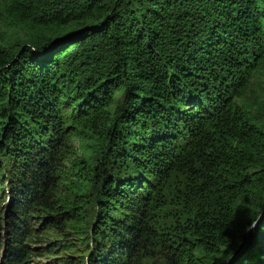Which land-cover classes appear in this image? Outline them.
Returning <instances> with one entry per match:
<instances>
[{
  "label": "trees",
  "instance_id": "1",
  "mask_svg": "<svg viewBox=\"0 0 264 264\" xmlns=\"http://www.w3.org/2000/svg\"><path fill=\"white\" fill-rule=\"evenodd\" d=\"M262 84L264 0H0L3 264L41 258L29 216L90 264H220L264 202Z\"/></svg>",
  "mask_w": 264,
  "mask_h": 264
},
{
  "label": "rangeland",
  "instance_id": "2",
  "mask_svg": "<svg viewBox=\"0 0 264 264\" xmlns=\"http://www.w3.org/2000/svg\"><path fill=\"white\" fill-rule=\"evenodd\" d=\"M264 85V84H262ZM261 93V92H260ZM118 97V94L117 96ZM258 100H261V96H257L256 97ZM6 177H2L0 179V190L3 189L5 194H6V190L5 188H15V194H19V192H17V188L16 186H13L15 181L13 179H10L8 180ZM6 198H7V194H6V197L5 195H1L0 194V204L2 202V205H4L6 201ZM4 210V208H2ZM91 208L88 207L86 211H88V218L90 220H93L94 216L92 214V211L90 210ZM8 212H12L10 210V208L8 207ZM1 215V214H0ZM11 219V218H10ZM29 223H26L27 225V230H30L31 227H33V229L31 230V232H33L34 234H36L38 237L35 240L29 242V238L25 239L26 242H25V246H29V245H34V247H30L31 250L34 252V254H40L42 255L41 258H36L34 260H30V264H77L78 260L76 257L77 255H79V253H82L81 256L82 257H85V259L88 260V264H90V262L92 261V257L88 259V256L91 252H89L88 249H86V247L83 248V245L85 246V242H82V240H80V238L78 237H73V236H70L69 238L72 240V243H73V247L76 246V248L74 249V251H72V254L71 255H75V256H70L69 255V252H67V250L64 248V247H57L55 245V243H50L49 240H52V235L54 234V232L50 231L47 229V225H50V224H47V223H43L42 225L41 224H36L33 220H34V217L33 216H29ZM0 223H2V219L0 217ZM4 223H6V229L5 231L8 232V229H7V226H8V223L5 221ZM3 223V224H4ZM91 224V223H89ZM50 229V228H49ZM53 230V229H52ZM41 236V238H40ZM65 239V238H64ZM9 241L11 240H5V242H8V245H9ZM89 244H92L94 241L92 238L88 239L87 240ZM1 244V242H0ZM58 244V243H56ZM91 251V250H90ZM48 252H51L52 255H54V257L56 258H47V254ZM66 253V254H65ZM77 253V254H76ZM2 256H3V252L0 251V264H3L2 262ZM72 258V261L71 263H64L62 262L61 260L62 259H65V258ZM58 261H61L60 263H58ZM44 262H47V263H44ZM85 261L84 259L82 258V264H84ZM130 264V262H129Z\"/></svg>",
  "mask_w": 264,
  "mask_h": 264
},
{
  "label": "water",
  "instance_id": "3",
  "mask_svg": "<svg viewBox=\"0 0 264 264\" xmlns=\"http://www.w3.org/2000/svg\"><path fill=\"white\" fill-rule=\"evenodd\" d=\"M262 218H264V202L257 215L250 223L259 224ZM253 240H254V232H252L250 235L243 232L238 247L234 251H232L229 256H227L226 258H222L221 260L222 262L220 264H232L237 259L241 258L244 252L246 251V249L251 245ZM84 261H85L84 264H88V260L85 259V257H84Z\"/></svg>",
  "mask_w": 264,
  "mask_h": 264
},
{
  "label": "snow or ice",
  "instance_id": "4",
  "mask_svg": "<svg viewBox=\"0 0 264 264\" xmlns=\"http://www.w3.org/2000/svg\"><path fill=\"white\" fill-rule=\"evenodd\" d=\"M262 221H264V218H262ZM233 227L237 232H244L250 235L259 227V224H251L243 217H240L235 220Z\"/></svg>",
  "mask_w": 264,
  "mask_h": 264
},
{
  "label": "clouds",
  "instance_id": "5",
  "mask_svg": "<svg viewBox=\"0 0 264 264\" xmlns=\"http://www.w3.org/2000/svg\"><path fill=\"white\" fill-rule=\"evenodd\" d=\"M3 258V257H2Z\"/></svg>",
  "mask_w": 264,
  "mask_h": 264
}]
</instances>
